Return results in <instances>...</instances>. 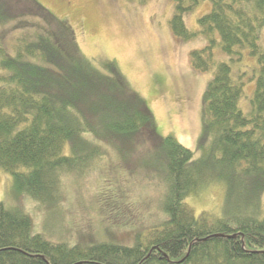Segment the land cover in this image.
<instances>
[{
	"label": "trees",
	"instance_id": "1",
	"mask_svg": "<svg viewBox=\"0 0 264 264\" xmlns=\"http://www.w3.org/2000/svg\"><path fill=\"white\" fill-rule=\"evenodd\" d=\"M172 1L173 35L209 41L191 52L192 69H215L203 96L199 158L158 135L116 61L83 54L68 16L41 0H0V29L18 31L9 42L0 32V170L12 177L13 196L56 208L68 180L111 166L156 177L167 217L134 246H72L35 234L28 214L0 201V264H264V0ZM202 1L211 12L199 20L200 31L189 30L184 15ZM217 46L233 63L246 53L258 63L249 113L240 107L241 72L236 78L230 63L215 60ZM214 185L224 189L222 215L197 217L188 200ZM131 207L134 215L110 210V219L137 222L141 213Z\"/></svg>",
	"mask_w": 264,
	"mask_h": 264
},
{
	"label": "rangeland",
	"instance_id": "2",
	"mask_svg": "<svg viewBox=\"0 0 264 264\" xmlns=\"http://www.w3.org/2000/svg\"><path fill=\"white\" fill-rule=\"evenodd\" d=\"M41 1L58 16L70 18L83 54L117 62L131 88L152 112L161 138L172 136L192 150L195 157H200L203 96L215 69L206 74L192 69L191 52L206 48L209 41L199 35L185 42L173 35L170 22L176 7L172 0H152L144 5L125 0ZM211 9L210 2L202 1L195 11L185 14L189 30L200 31L199 20ZM43 23L52 29L49 23ZM5 31L8 42L18 34L11 25L0 29ZM261 44L264 46V35ZM213 50L217 62L230 63L234 77L242 76L240 81L245 88L240 107L249 113L256 87L257 61L246 53L241 62L233 63L218 46ZM155 178L144 172L131 177L122 168L109 166L80 181L68 180L60 206L39 208L30 197L13 196L12 177L0 170V201L8 208L23 210L32 219L34 233L52 241L72 246L99 242L134 246L139 237L159 228L167 219ZM224 200L223 187L214 185L190 198L188 204L197 217L204 211L221 216ZM132 203L137 204L141 213V216L136 213L137 222L118 225L110 219L111 211L117 217L129 211L134 215Z\"/></svg>",
	"mask_w": 264,
	"mask_h": 264
}]
</instances>
